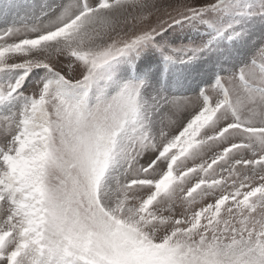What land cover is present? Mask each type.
<instances>
[{"label":"snow or ice","instance_id":"obj_1","mask_svg":"<svg viewBox=\"0 0 264 264\" xmlns=\"http://www.w3.org/2000/svg\"><path fill=\"white\" fill-rule=\"evenodd\" d=\"M0 264H264V0H0Z\"/></svg>","mask_w":264,"mask_h":264}]
</instances>
